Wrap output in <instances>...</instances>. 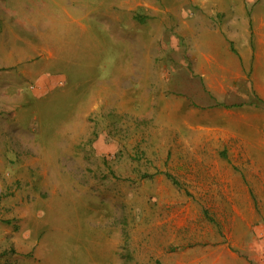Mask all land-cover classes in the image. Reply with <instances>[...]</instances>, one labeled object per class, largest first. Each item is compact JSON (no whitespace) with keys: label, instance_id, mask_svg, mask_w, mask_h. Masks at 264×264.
Listing matches in <instances>:
<instances>
[{"label":"rangeland","instance_id":"374dc122","mask_svg":"<svg viewBox=\"0 0 264 264\" xmlns=\"http://www.w3.org/2000/svg\"><path fill=\"white\" fill-rule=\"evenodd\" d=\"M187 1L0 0V65L16 83L4 92L17 95L11 104L0 97V110L20 117L10 125L18 144L34 133V175L15 184L17 216L0 210V264H161L144 231L154 223L153 195L164 191L158 177L178 193L161 214L193 224L185 181L212 172L204 162L218 153L197 150L185 125L202 90L176 34L196 14ZM218 1L229 16L250 0ZM257 224L264 228L263 216ZM8 230L16 248L5 243ZM260 253L264 260V245Z\"/></svg>","mask_w":264,"mask_h":264},{"label":"crops","instance_id":"0c3cea01","mask_svg":"<svg viewBox=\"0 0 264 264\" xmlns=\"http://www.w3.org/2000/svg\"><path fill=\"white\" fill-rule=\"evenodd\" d=\"M188 1L196 14L190 11L178 24L176 34L184 42L185 71L191 81L200 82L202 90L198 93L201 102L194 101L201 106L189 110L186 116L192 122L185 125L196 136L197 150L218 154L215 160L204 162L212 165V172L185 181L190 184L186 210L194 206L198 210L193 224L186 214L182 220L172 213L161 214V205H175L178 193L170 179L156 178L165 186L153 195L159 201L153 205V226L144 229L152 231L146 243L158 249L161 264H264L260 253L264 228L257 224L259 217H264V6L260 0L253 4H249L253 0L245 1L227 16L226 7L218 0ZM8 33L16 38L11 30ZM12 49L10 46L6 53L12 55ZM6 66L0 65V97L11 104L17 102V95L4 91L16 83L6 74ZM155 72L160 79L162 69ZM9 111L0 110V210H10L13 219L17 216L15 184L28 178L32 181L34 175L29 154L34 133L30 130L25 142L18 144L10 125L20 117ZM197 120L203 123L194 124ZM7 169L13 171L12 178ZM205 207L216 220L205 218ZM22 211L29 213L28 205ZM8 238L5 243L16 248V232L8 230ZM26 238L31 248V239Z\"/></svg>","mask_w":264,"mask_h":264}]
</instances>
